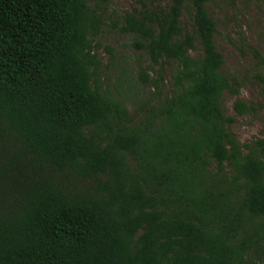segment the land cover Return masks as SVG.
Returning <instances> with one entry per match:
<instances>
[{"label":"trees","instance_id":"16d2710c","mask_svg":"<svg viewBox=\"0 0 264 264\" xmlns=\"http://www.w3.org/2000/svg\"><path fill=\"white\" fill-rule=\"evenodd\" d=\"M109 1L0 0V264L263 263L264 139L229 129L211 0L117 18L157 68L133 113L97 76Z\"/></svg>","mask_w":264,"mask_h":264},{"label":"rangeland","instance_id":"374dc122","mask_svg":"<svg viewBox=\"0 0 264 264\" xmlns=\"http://www.w3.org/2000/svg\"><path fill=\"white\" fill-rule=\"evenodd\" d=\"M147 0H110L105 8L107 25L97 38L100 47L95 50L100 60L98 79L113 92H121L133 113L146 92L139 80L140 69L155 77L156 73L149 56L134 45V36L121 32L115 25L127 12L141 9V2ZM167 3L168 0H160ZM209 13L217 22L216 44L224 58V72L236 81V94L225 93L223 107L227 116L235 122L229 126L241 144L264 139V84L256 74L264 76V65L260 64L250 48L257 49L264 58V0H211L207 5ZM184 22L190 25L185 15ZM245 39V41H244ZM197 44L193 55L201 54ZM173 64L165 71V92H171ZM242 98L259 106L251 115H238L234 102ZM264 264V261L263 263Z\"/></svg>","mask_w":264,"mask_h":264}]
</instances>
